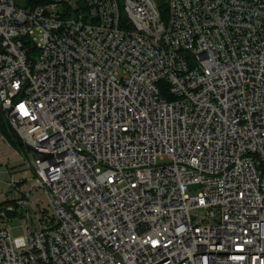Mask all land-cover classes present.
<instances>
[{"label": "built area", "instance_id": "obj_1", "mask_svg": "<svg viewBox=\"0 0 264 264\" xmlns=\"http://www.w3.org/2000/svg\"><path fill=\"white\" fill-rule=\"evenodd\" d=\"M0 110V264H264V0H0Z\"/></svg>", "mask_w": 264, "mask_h": 264}, {"label": "rangeland", "instance_id": "obj_2", "mask_svg": "<svg viewBox=\"0 0 264 264\" xmlns=\"http://www.w3.org/2000/svg\"><path fill=\"white\" fill-rule=\"evenodd\" d=\"M8 133H11L9 124L3 112L0 110V179H2L0 181V202L15 200L17 197L16 192L11 191L7 186L6 179H8V177L14 176L17 178L20 181V189L25 190V192L30 190L31 181L28 180V178H30L32 173L28 163H33L36 158V156L27 149L26 145H14L8 137ZM31 193V199L40 206L49 209L48 214L50 215L52 211L51 205L44 193L40 189H35ZM10 224L13 226V237L22 236L27 232V227L22 219H15L11 221ZM33 226L39 227L36 217H34L32 227Z\"/></svg>", "mask_w": 264, "mask_h": 264}, {"label": "trees", "instance_id": "obj_3", "mask_svg": "<svg viewBox=\"0 0 264 264\" xmlns=\"http://www.w3.org/2000/svg\"><path fill=\"white\" fill-rule=\"evenodd\" d=\"M167 1L168 0H155L158 8L160 9V11L162 12V15H166V12H167ZM8 137L10 138V140L12 141V143L16 146L17 143L13 140V136L11 133H8ZM9 203H15V200H10V201H2L0 202V210H2L3 208H5V206Z\"/></svg>", "mask_w": 264, "mask_h": 264}, {"label": "water", "instance_id": "obj_4", "mask_svg": "<svg viewBox=\"0 0 264 264\" xmlns=\"http://www.w3.org/2000/svg\"><path fill=\"white\" fill-rule=\"evenodd\" d=\"M10 130H11V134L15 140V142L19 145V146H22V145H25L24 142L22 141V139L19 137V135L17 134V132L12 128L10 127ZM27 149L32 152L36 157H40V158H43L45 156V154L39 152L38 150L30 147V146H27Z\"/></svg>", "mask_w": 264, "mask_h": 264}]
</instances>
